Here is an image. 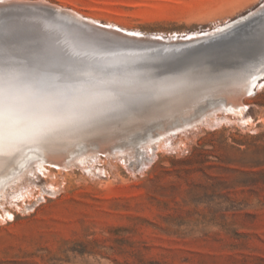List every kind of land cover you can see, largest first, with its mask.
<instances>
[{"label":"rangeland","instance_id":"rangeland-1","mask_svg":"<svg viewBox=\"0 0 264 264\" xmlns=\"http://www.w3.org/2000/svg\"><path fill=\"white\" fill-rule=\"evenodd\" d=\"M17 1L5 2L42 1L101 25L162 37L211 31L264 3ZM240 95L245 123L198 130L188 124L206 108L187 113L190 104L148 118L69 123L48 137L29 135L30 121L21 115L10 135L0 136V213L3 192L10 210L0 217V264H264V72L248 94L226 98ZM182 111L183 121L128 137ZM77 139L84 142L78 149ZM39 164L60 181L66 177V188L51 194L49 177L33 171Z\"/></svg>","mask_w":264,"mask_h":264},{"label":"bare ground","instance_id":"bare-ground-1","mask_svg":"<svg viewBox=\"0 0 264 264\" xmlns=\"http://www.w3.org/2000/svg\"><path fill=\"white\" fill-rule=\"evenodd\" d=\"M5 1H0V41L7 38L21 46L19 52L12 53L14 61L18 62L14 58H24L31 51L40 52L52 45L63 47L62 62L66 66L90 73V76L80 78L90 81L86 85L87 92L105 95L129 92L135 97V103L130 107L105 103L102 106L105 115L91 122L102 124L148 118L153 113L175 112L178 107L189 104L187 113H197L206 108L204 113L189 122V128L198 130L201 126L223 121L246 122L242 116V95L232 100L226 98V93L248 94L253 82H250L252 72L264 68V43L261 42L264 35V3L247 17H239L236 23L252 16L228 32L229 22L206 34H191L187 38L163 37L165 41H160L158 39L162 36L159 35H124L116 30V26L98 24L54 4L48 6L39 1L25 6ZM149 39L157 44H144L151 41ZM3 57L4 53L0 52V61ZM218 110H221V116L217 114ZM183 114L184 111L152 119L140 128L139 133L128 137L135 138L161 126L167 128L182 120ZM169 133L172 135L174 131ZM77 140L73 146L78 149L84 142ZM155 142L148 143L151 150ZM164 147L162 143L158 144V148ZM23 159L21 157L16 165ZM58 164L63 166L61 162ZM76 165L83 169L81 165ZM33 171L49 177L46 186L51 189V194L66 188V177L58 180L57 175L50 173L46 166L39 164ZM15 184L16 187H25L21 183ZM20 193L21 198L26 197L32 193V187ZM1 196L5 200L1 203L5 206V213H0L3 217L10 210L5 205L7 194L3 192ZM12 203L20 206L14 201Z\"/></svg>","mask_w":264,"mask_h":264},{"label":"snow or ice","instance_id":"snow-or-ice-1","mask_svg":"<svg viewBox=\"0 0 264 264\" xmlns=\"http://www.w3.org/2000/svg\"><path fill=\"white\" fill-rule=\"evenodd\" d=\"M45 27L51 28L50 25ZM261 42L264 43V35ZM20 50L21 46L12 40L0 41V52L4 53L0 61V136L7 138L12 124L21 115L30 121L29 135L48 137L69 123H87L103 117L105 103L117 107H130L135 103V97L129 92L106 95L87 92L86 85L90 81L80 78L90 73L66 66L62 62L63 47L52 45L14 61L12 53Z\"/></svg>","mask_w":264,"mask_h":264},{"label":"water","instance_id":"water-1","mask_svg":"<svg viewBox=\"0 0 264 264\" xmlns=\"http://www.w3.org/2000/svg\"><path fill=\"white\" fill-rule=\"evenodd\" d=\"M25 6H29V5H26V4H24ZM248 14H250V12L249 13H247V14H245L243 17H247V15ZM254 16V15H253ZM252 17V16H251ZM251 17H249L248 19L246 18V19H244V21H240V22H238V23H236V21L237 20H239L238 18H236V19H234V20H232V21H230L228 24H230L231 26L230 27H228L227 29H226V32H228L230 29H233L235 26H237V25H239V24H241V22L242 23H245L246 21H248ZM116 30H118V31H120V32H122L124 35H127V36H135V35H141V36H144L143 34H138V33H133V32H128V31H125V30H121V29H118V28H116ZM225 30V29H224ZM228 30V31H227ZM208 32V31H207ZM193 34H195V33H193ZM199 34H206V32H203V33H199ZM146 36V35H145ZM189 36H192L191 34H189V35H185V36H178V38H187V37H189ZM174 37H177V36H174ZM161 39H158V40H160V41H165V37L163 38V37H160ZM167 38V37H166ZM149 40H151V41H147V42H144V44H148V45H153V44H157L155 41H152V39H149ZM154 40H156V39H154ZM14 59H16V60H18V61H20V60H22L23 58H14ZM262 72H264V68H260V69H256L255 71H253L252 72V75H251V77H250V82L251 81H253V82H251V86H250V89H249V91L248 92H250V90L252 89V86L254 85V83H255V78L259 75V74H261ZM247 92V93H248Z\"/></svg>","mask_w":264,"mask_h":264}]
</instances>
